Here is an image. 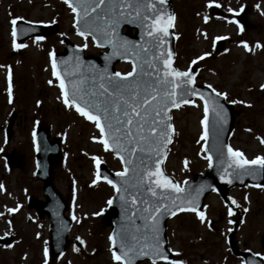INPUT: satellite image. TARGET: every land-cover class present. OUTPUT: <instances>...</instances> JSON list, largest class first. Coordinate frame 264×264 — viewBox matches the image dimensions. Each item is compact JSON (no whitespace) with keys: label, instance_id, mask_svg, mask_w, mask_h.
I'll return each mask as SVG.
<instances>
[{"label":"rangeland","instance_id":"obj_1","mask_svg":"<svg viewBox=\"0 0 264 264\" xmlns=\"http://www.w3.org/2000/svg\"><path fill=\"white\" fill-rule=\"evenodd\" d=\"M220 1L224 14L233 15L243 5L239 0ZM212 2L176 0L179 7L173 29L177 37L176 65L187 70L191 64L198 63L201 68L199 84L212 83L230 95L229 101H235L239 112L238 130L230 143L253 157L258 152L264 153V149L258 148L263 144L260 138L264 140V88L261 87L264 85V0H251L255 19L262 27L255 35V40L260 43L250 47L252 53L235 44L229 55L222 56V53L215 57L212 56L213 41L223 35L238 37L239 33L231 20L212 14ZM13 19L57 23L60 33L52 36L50 41L29 39L17 48L12 35ZM64 36L78 45L86 44L87 54L98 55L100 51L90 38L83 39L76 34L74 14L63 2L0 0V126L6 127L13 110H21L26 117L21 127H15L11 146H6L0 131V237L14 235L12 244L0 245V264H118L112 257L110 227L102 218L115 191L98 181L97 167L105 163L116 172L122 170V164L105 150L100 142V130L93 122L62 105L60 82L53 75L51 59L62 48ZM250 58L254 62L252 67L248 64ZM117 69L126 73L131 66L123 63ZM204 118V106L199 100L173 112L174 138L166 170L179 185L208 169L205 140L201 139ZM43 125L50 128L53 138L62 141L64 160L53 171L54 184L70 202L67 215L74 220L70 244L65 253L54 260H48L45 255L49 248L51 222L47 217L39 220L37 212L28 209L27 205L29 197L45 199L42 182L35 177L33 148L35 129ZM11 147H20L28 157L24 175L5 167L1 149ZM93 180L97 182L93 184ZM247 192H241V199L245 196L244 207L251 208V212L241 216L235 240L239 245L247 242L256 247L264 232V209L257 207L256 198H249ZM203 212V222L193 214H179L168 222L169 248L184 264H230L227 239L234 230L232 222L238 216L227 215L216 195L207 197Z\"/></svg>","mask_w":264,"mask_h":264},{"label":"snow or ice","instance_id":"obj_2","mask_svg":"<svg viewBox=\"0 0 264 264\" xmlns=\"http://www.w3.org/2000/svg\"><path fill=\"white\" fill-rule=\"evenodd\" d=\"M64 2L76 14V23H83V30L78 29L79 35L94 34V38L98 36L101 42H107L114 49V54L119 49H124L122 55L130 53L134 58L131 71L108 74L107 68H105L104 74L98 78V85L96 77L91 78L93 81L91 89L83 87V79L73 81L71 93L56 71L55 59H53L52 65L53 75L60 80V89L65 106L74 107L82 117L95 124L96 128L100 130V142L105 150L111 149L116 151L118 155L120 153L127 154L120 156L126 167L123 171L117 172L116 176L126 177L130 171L128 166H132L131 170L136 173L138 179L137 184L131 185V187L136 188L137 192L143 190L150 193L151 197L154 198L149 199L147 196L129 193L132 215L133 217L139 215L140 219L145 221V231L140 233L137 229L136 233L121 234L119 236V251H113L112 257L118 264H133L138 256L149 255L154 258L153 264H157V260L167 262L168 256L160 239L159 221L161 217L168 214L175 215L178 211L196 212L195 206L182 208L176 204L175 199H171V205L167 202L170 197L164 195L163 190L170 189L180 193L184 189L169 180L160 168L161 146L171 142V130L173 128L172 124L168 122L171 119L167 115L168 106L170 104L172 107H179L180 104L193 103L183 97L189 93L196 94L195 89H183L179 100L176 92L177 88L191 84L193 80L189 72H181L171 66V52L168 53L167 58L163 53L159 56H153L151 60L146 58L153 49H159L166 43L164 36L168 35V28L172 26L173 17L169 16L165 21L162 11L157 7L158 4L163 5L165 0H74V2L73 0H64ZM122 22L132 24L139 22L140 26L145 28L147 36L151 38L146 42L150 47L127 40L118 43L121 38L117 36V29ZM11 23L15 25L17 20L13 19ZM12 35L13 37L16 35L15 28H13ZM36 39L40 40L43 37ZM14 46L18 48L23 45L14 44ZM84 47L87 45L85 44ZM161 60L164 64L162 75L161 69L154 62ZM48 83L51 84L52 81ZM209 87L211 86L209 85ZM261 87L264 88V85ZM9 91H11V85ZM213 91L215 92V89ZM216 95L226 96L225 93L219 92ZM201 99H204L203 95H201ZM218 107L222 108V105H218ZM208 112L209 103L205 100V118L201 121L205 125L201 139L205 141L208 138ZM216 115L218 124L225 122L222 112H216ZM261 143H264V140H261ZM224 147H227L228 155L231 158L228 167L234 165L236 169L244 170L245 173L252 175L254 173L249 170V165L264 167V157L257 156L249 160L239 150H234L227 145ZM146 151H154L156 154L154 169L150 167L152 156L144 155ZM219 155L223 157V152L221 151ZM206 158L209 161V167H211V155ZM97 164H99L98 160ZM235 174L239 176L241 173L236 172ZM99 178L98 174L97 179ZM104 179L116 189L117 193L128 192V186L122 189L106 176ZM145 181L147 182L146 188H144ZM96 182L93 180V184ZM123 183L128 185L127 180H124ZM257 186L260 187V185ZM199 191L197 190L194 196L182 201V204L194 205ZM120 199L126 204L129 203L123 194H121ZM138 200L144 205L143 207H135ZM108 203L111 204L112 201L109 200ZM232 203L236 202L233 200ZM9 211H15V209H9ZM197 214L203 222L205 219L204 212L200 211ZM229 215H232L231 208ZM109 239L115 248L117 245L116 235L110 236ZM45 255H47V250H45ZM169 264H183V262L173 260Z\"/></svg>","mask_w":264,"mask_h":264},{"label":"water","instance_id":"obj_3","mask_svg":"<svg viewBox=\"0 0 264 264\" xmlns=\"http://www.w3.org/2000/svg\"><path fill=\"white\" fill-rule=\"evenodd\" d=\"M64 1V0H62ZM74 2V0H73ZM157 7L162 11L163 17L165 21L169 16L173 17L172 26L168 28V35L164 36L166 43L162 45L159 49H153L151 53L146 57L151 60L153 56H159L161 53L167 58L169 52L171 55V66L176 70L180 71L175 66V35L172 33V28L174 25L175 18V7L172 0H165L163 5H157ZM75 14V13H74ZM150 23V21H149ZM124 27H128L129 30L136 29L135 36H132L129 32L123 34L122 30ZM75 28L77 34L79 35V30H83V23H76V14H75ZM16 35L15 39L19 43H23L28 38L33 36L38 37H46L53 33L58 32V25H38L27 23L23 21H18L15 24ZM81 36V35H80ZM92 37L95 45L102 49H108V51H102L99 56H85V48L78 47L73 44L69 38H65V50L64 52L58 53L55 56L56 63V71L60 74L61 78L64 80L65 85L67 86V90L71 93L73 81L84 80L83 87L85 89H91L92 87V77H96V83H99V76L104 74V69L107 68V73L111 74L114 72H118L115 69L117 63H121L123 61L130 62L133 64V56L128 53L122 55L124 49H119L114 54V49L107 43L101 42L98 36L94 34H89L87 36L82 37ZM117 36L121 38L119 42H123L124 40L132 41L140 45H144L146 47H150L147 45V41L151 38L147 36L145 28L141 27L139 22L136 24L122 22L117 29ZM100 45V46H98ZM223 48V44L219 43V46L216 50L220 52ZM143 55V54H142ZM108 57V59H106ZM79 58V59H77ZM157 63V66L161 69V75L163 74L164 64L163 61H154ZM184 72V71H181ZM187 72L191 74L193 83L182 85L180 88L176 89L178 100L182 94L183 89H195L196 94L189 93L187 96L183 98L194 100L195 98L201 99V95H203L204 99H201L205 104V100L209 103V112L207 116V130H208V138L205 143V152L209 156L212 157V166L209 167L206 173L196 174L193 178L188 179L184 182L182 189L183 192L177 193L173 190H163L164 195L169 196L170 199L167 201L171 205V199H175L176 204L181 206L182 208H191L193 206L196 207V212H200L203 209L204 202L206 197L213 192L219 193L223 198L228 197V191L232 187L236 185H244L246 182L260 184L259 170L258 165H249L248 168L251 170L254 175L247 174L244 170L236 169L235 166L228 167V162L231 158L228 155L227 147L225 145H229V136L233 130L234 122H235V110L232 104H228L225 101L223 96H217L216 92H214L210 87L204 86L199 87L195 85V77L197 75V71L192 66ZM94 90V89H93ZM184 104H180L182 106ZM218 105H222L218 107ZM178 107H172L170 104L168 106L167 115L171 117L169 123L172 124V113L173 110ZM216 112H222L225 117V122L222 124H218V117ZM14 119H12V124L8 127V138L12 136V125ZM173 126V124H172ZM174 136V127L171 130V142L166 145L161 146V163L160 168L165 176L169 178L174 184H178L176 180L170 176L165 170V162L169 153L170 145L173 141ZM35 149H36V160H37V177L43 181V189L44 195L46 197V201H40L36 199L29 200V207L36 208L39 213V218L43 219L45 215L51 220V229H50V242H49V258L55 259L62 256L69 244L68 235L72 225V220L65 216V212L68 208V202L64 200L59 192L55 189L54 186V178L52 174V169L55 166L61 164L63 155L61 149V142L59 139L50 140V132L46 126H42L38 128L35 135ZM116 157L120 159L121 155L126 156V153L117 154L116 151L109 149ZM223 152V157L219 155L220 152ZM144 155H151L152 161H150V167L152 169L155 168V160L156 154L155 152H145ZM5 158L7 161V166L9 168L16 167L15 156L14 154H5ZM121 160V159H120ZM223 161V162H222ZM122 162V160H121ZM134 163L136 161L134 160ZM124 168L126 165L122 162ZM130 171L126 177L116 176V173L111 172L106 165H101L99 167V175L104 179L106 176L108 179L112 180L117 187H121L122 189L128 186L127 193H117L112 198V203L109 204V210L104 214V221L107 225L111 226V236L116 235L117 245L114 248L112 245L113 251H119V236L125 233H136L137 229H139L140 233L145 231L144 224L145 221L140 219L139 215L133 217L132 215V206L130 204V196L129 193L137 194L138 196H147L149 199H154L151 197L150 193H146L143 190L141 192H137V189L131 187V185L137 184V175L134 173L131 168L132 166H128ZM137 171H140L137 169ZM241 173L237 176L235 173ZM261 174V173H260ZM124 180H127L128 185L123 183ZM106 181V180H105ZM231 181V183H229ZM107 182V181H106ZM147 182L145 181L144 188H146ZM199 191V195L196 196L194 205L183 203L189 199L191 196H194ZM158 191H161L158 189ZM121 194L125 196V198L129 201V203H125L120 199ZM139 200L135 207H143ZM175 211V208H173ZM180 212H193L190 210L186 211H178L176 214ZM175 214V215H176ZM175 215H164L161 217L159 221L160 228V239L162 241V247L165 250L166 255L168 256V261L171 259L172 254L168 250V239H167V222L170 218ZM150 223V222H149ZM138 234V233H137ZM13 237L9 236L5 239L0 238V243H11ZM234 247V246H233ZM234 248V252H235ZM246 257L249 258V261H252V254H245ZM153 257L149 256H138L133 264H141L144 261H152ZM160 260H157V262ZM64 264H69L68 262Z\"/></svg>","mask_w":264,"mask_h":264},{"label":"flooded vegetation","instance_id":"obj_4","mask_svg":"<svg viewBox=\"0 0 264 264\" xmlns=\"http://www.w3.org/2000/svg\"><path fill=\"white\" fill-rule=\"evenodd\" d=\"M174 4H175V13H176V17H178V12H179V7L176 4V0H173ZM214 2H212L211 5V12L212 14H214L215 16H224L225 18H228L229 20H231V22L235 25L239 36L238 37H231V36H222L221 39L226 40L227 42V47L224 50V54L222 56H226L230 54V50L232 49V46H234L235 44L237 46H242L244 49L245 47L248 48V51H251L249 53H252V50L250 49L251 46L256 45L258 43H260L259 40H255V35L257 36L260 32H261V22L259 20L255 19V9H254V5L252 4L251 0H239V1H243V5L242 8H246V15L241 16L240 18L236 16V14L232 15V14H224L221 11V1L220 0H212ZM254 1V0H253ZM242 24V25H241ZM253 44V45H252ZM214 50H215V46L213 43V48H212V56H217L214 55ZM248 64L252 67L254 62L252 61V59L250 58L248 60ZM195 67L197 69L198 75H197V83L199 84V78H200V74H201V68L199 66L198 63L195 64ZM207 85L212 86L214 89H216L219 93H223L220 91V89L218 87H216L214 84L209 83ZM251 90L254 91V88H252ZM226 97L228 100H230V95L227 93ZM241 102V100H239ZM241 110V109H240ZM242 111H244L242 109ZM14 118V124L15 127L19 128L22 126V120H26V117L24 115V112H22L21 110H13L10 113L9 116V120L7 122V124L10 123L11 119ZM7 126V125H6ZM246 129H250L247 128ZM245 129V130H246ZM238 130V128L235 127L234 132L232 134L235 135V132ZM0 131L3 132V136H4V141L6 146H11L12 145V141L11 142H7L5 140V131H6V127L0 126ZM259 135H262L259 133ZM232 136L230 138V140L232 139ZM261 140H263V137L260 138ZM259 149H264V143L260 144ZM240 152H242L240 149H238ZM8 151H13L12 154H14L15 158H16V164L18 166H20L19 168H15L12 171L20 173L21 175H24L27 172V167H28V157L27 155L22 151V149H20V147H11L10 149H8ZM244 154V157H246L249 160L254 159L257 156H262L264 157V153L262 152H258V154H256L255 156L251 157L247 154V152L244 150L242 152ZM24 158V163L22 165H20V162L22 161ZM259 166V165H258ZM259 179H260V187H258L257 185H249L247 184L246 186L243 187H235L233 188L230 192H229V197L227 199H222L218 194H213L216 195L218 198H220L222 206L225 208L226 210V214L229 215V209L231 208L232 210V215H237V219L232 222V226L234 229V232H232L231 234L228 235V239H227V244H228V254H227V258L228 260L231 261L230 264H247L245 256L243 255L244 253H252L254 256L252 258V261H249V264H264V232L262 234V236L259 239V242L257 243L256 247H253L252 245H250L247 242H244L242 245L237 244L236 240H235V232L240 224V219L241 216H245L246 212H251L249 211V209L251 208H245L244 207V202H245V196H243V198L241 199V192L243 190H247L248 192V197L250 198H256V205L257 207L264 209V200H262V198H264V167L259 166ZM11 171V172H12ZM235 190H237V193L234 194ZM244 199V200H243ZM235 201L236 203H232V201ZM213 222V221H212ZM211 222V223H212ZM233 240L236 251L238 252L237 254L233 252L232 248H231V244H230V240ZM257 253H259V255H256Z\"/></svg>","mask_w":264,"mask_h":264}]
</instances>
